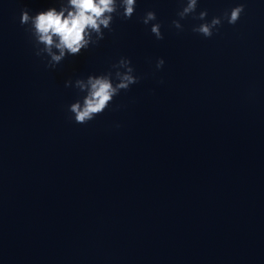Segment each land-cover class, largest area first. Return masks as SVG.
<instances>
[{
  "label": "water",
  "instance_id": "obj_1",
  "mask_svg": "<svg viewBox=\"0 0 264 264\" xmlns=\"http://www.w3.org/2000/svg\"><path fill=\"white\" fill-rule=\"evenodd\" d=\"M53 3L0 0V264H264V0H200L245 5L210 39L171 26L179 0H139L163 40L117 17L50 70L19 15ZM121 56L140 82L71 122L65 81Z\"/></svg>",
  "mask_w": 264,
  "mask_h": 264
},
{
  "label": "clouds",
  "instance_id": "obj_2",
  "mask_svg": "<svg viewBox=\"0 0 264 264\" xmlns=\"http://www.w3.org/2000/svg\"><path fill=\"white\" fill-rule=\"evenodd\" d=\"M138 2L139 0H54L52 5L35 13L26 6L22 7L19 24L29 36L34 55L46 69L55 70L69 57L98 46L105 39V33L113 31L112 24L117 17L128 21L135 16L137 22L156 40H163V25L156 12L149 10L143 15H137ZM199 5L200 0H179V10L176 13L178 19L172 20L171 26L182 32L181 21L190 17L197 22L193 25L192 32L210 39L225 23L235 26L245 12V5L239 3L209 20L206 9L198 11ZM164 65L165 60L159 58L155 68L159 71ZM140 79L131 59L121 56L106 72L66 80L64 87L76 90V99L67 106L68 119L79 125L89 123L108 110L121 92L128 91Z\"/></svg>",
  "mask_w": 264,
  "mask_h": 264
}]
</instances>
